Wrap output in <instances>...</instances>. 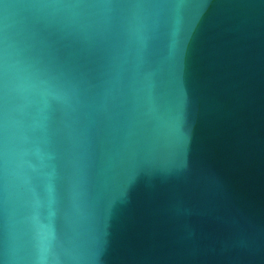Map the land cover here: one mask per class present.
<instances>
[{"label": "water", "instance_id": "1", "mask_svg": "<svg viewBox=\"0 0 264 264\" xmlns=\"http://www.w3.org/2000/svg\"><path fill=\"white\" fill-rule=\"evenodd\" d=\"M0 264H264V0H0Z\"/></svg>", "mask_w": 264, "mask_h": 264}]
</instances>
